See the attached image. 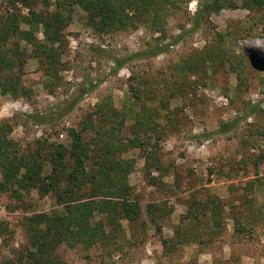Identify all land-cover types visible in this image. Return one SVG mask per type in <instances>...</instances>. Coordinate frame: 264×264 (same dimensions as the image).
Instances as JSON below:
<instances>
[{
  "label": "rangeland",
  "instance_id": "obj_1",
  "mask_svg": "<svg viewBox=\"0 0 264 264\" xmlns=\"http://www.w3.org/2000/svg\"><path fill=\"white\" fill-rule=\"evenodd\" d=\"M90 1L0 0V264H264V51L250 45L264 44V0H118L115 14ZM219 36L244 63L186 67L194 94L175 97L182 61ZM76 141L88 175L113 164L105 193L66 194ZM74 207L91 247L76 226L52 239L37 223Z\"/></svg>",
  "mask_w": 264,
  "mask_h": 264
},
{
  "label": "trees",
  "instance_id": "obj_2",
  "mask_svg": "<svg viewBox=\"0 0 264 264\" xmlns=\"http://www.w3.org/2000/svg\"><path fill=\"white\" fill-rule=\"evenodd\" d=\"M125 7H127L128 9H138L135 5L134 2L130 1V0H122ZM166 1V0H165ZM91 3L88 4V8H86L88 11L90 12H96L98 14H115L116 13V3H118V0H107L105 2V6H98L97 3L95 2V0H91ZM115 2V5H114ZM258 2H256L257 4ZM262 3V2H261ZM262 5H264V2L262 3ZM106 8V9H104ZM243 8V7H242ZM241 8V9H242ZM105 10V11H104ZM104 11V12H103ZM258 14V12H253L249 13V22L250 24L257 19L256 15ZM118 15V14H116ZM119 20L122 19V17L120 15H118ZM10 38H12L11 34H1L0 32V66L6 67L8 66V53L6 52V48H7V44L8 41L10 40ZM22 39V38H21ZM216 45L215 43H213L211 45V53L209 55V57L205 58L204 56L201 55V57H199V63L197 65L194 66V64H192L191 61H182V64L179 68V76H178V81L175 83V97H182L184 95V93H192L194 94V89H193V83L192 82H188V78L185 76L184 74V68L186 69V67H189L190 70H196L198 69V67H204L205 65H210L213 73L214 71H216L217 67H221L223 62H227L230 66H233L235 68H238V66H241L242 63H244V59L242 56L239 55V51L233 49V48H227L225 40L223 38V36H219L218 40L216 41ZM162 50H154L149 52V55H158L160 53H162ZM197 63V61H196ZM195 63V64H196ZM236 65V66H234ZM122 66V64H117V68H120ZM4 71H7L5 69H1L0 70V74L4 73ZM195 72V71H194ZM170 105V104H169ZM33 121V123H39L36 122L35 119H33V117L29 118ZM223 133H227V127L228 126H223ZM4 147H2L0 145V150L3 149ZM72 150L73 152L71 153V157L75 158V167L73 169V171L69 174H66V183L68 185H70V189L68 190V192L66 193L67 195H72L74 194V189H80V187H84L86 186L88 183L90 185H92V187L95 188L96 191H100L101 193H105L103 192L104 190H106L107 186L106 183L109 182V177H107L108 175H106V171L110 170L109 166H112L113 164H111V162L109 160L105 161V167L102 166V170H101V178L97 177L96 175H88L84 168H83V160L78 157L76 155V151L80 150V152L82 153V155H84V148L81 146V143L79 141H76L75 143L72 144ZM75 153V154H74ZM77 158V159H76ZM115 167L119 168L118 165L115 164ZM122 169V168H121ZM31 173L35 176H29L28 180L30 181H35L38 182L39 178L38 176H36V173L32 172ZM77 174V175H76ZM36 179V180H35ZM53 183V185H52ZM57 185L54 182H51L50 184H48V186L45 187V191L47 192H52L54 190H56ZM113 196V194H111ZM61 196L58 195L57 196V201L60 202L61 200ZM71 203H75L77 202L79 199L74 197V198H70ZM101 204H108L111 202H106L105 200L100 201ZM91 204H80V206L84 207L87 209V207H90ZM94 205V204H93ZM92 205V206H93ZM91 206V208H92ZM71 207V206H69ZM123 207V211H125V213L128 211V209H126L128 207V204L123 203L122 204ZM78 207H74V208H67V212H65L66 214L63 216H60L59 218H56L55 221H50L49 218H47V216H40L38 219L40 221H43V223L45 222V231H43L42 234H44L47 238L50 236L52 237V239H59L62 234L60 233L59 229L62 227H67L71 230V228H73L72 226H76L75 230H74V237L76 238V240H80L82 238H87V242L88 244H86L88 247H91L94 245L93 241L95 239V229L92 228L88 222V220H85L84 218V214L83 211L80 209H77ZM78 212L77 215V219L75 218L76 216H73L74 211ZM37 219V220H38ZM52 231H54L55 233L51 234ZM46 237H42V238H36L34 239L33 237V242L34 245L37 244L38 247H41V249L39 250L40 255H42L43 251L45 253V238ZM64 239H66V234H63L62 236ZM40 239V241L38 240ZM43 253V254H44ZM34 264H41L37 261L34 260Z\"/></svg>",
  "mask_w": 264,
  "mask_h": 264
},
{
  "label": "bare ground",
  "instance_id": "obj_3",
  "mask_svg": "<svg viewBox=\"0 0 264 264\" xmlns=\"http://www.w3.org/2000/svg\"><path fill=\"white\" fill-rule=\"evenodd\" d=\"M253 14V13H252ZM257 14V13H256ZM250 21V20H249ZM240 30V29H239ZM246 34V33H245ZM250 42H251V47L253 50H255V52L257 53H262L264 51V44H260V43H257L255 41V38L253 37L252 39H250Z\"/></svg>",
  "mask_w": 264,
  "mask_h": 264
}]
</instances>
